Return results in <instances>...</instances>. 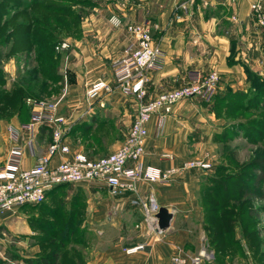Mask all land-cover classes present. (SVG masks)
I'll return each instance as SVG.
<instances>
[{"label":"crops","instance_id":"1","mask_svg":"<svg viewBox=\"0 0 264 264\" xmlns=\"http://www.w3.org/2000/svg\"><path fill=\"white\" fill-rule=\"evenodd\" d=\"M120 1L97 0L81 19L79 36L63 40L70 45L60 51L65 57L68 91L57 112L70 124L66 138L70 153L52 156V167L76 152L97 160L115 152L125 140L138 102L117 89L91 100H86L84 92L98 80L113 83V66L123 58L124 50L134 45L128 26H147L153 42L164 53L162 69L149 76L143 102L182 87L195 74L217 72V92L245 90L246 69L264 76L263 61L254 58V51L262 49L264 33L251 13L253 0H132L125 7ZM30 120V111L0 119V169L13 147L21 149L20 170L32 168L47 155L51 130L41 124L31 132L21 131L20 126ZM224 125V120L200 99L182 100L161 126L157 116L148 121L140 163L165 171L188 160H203L209 169L185 171L168 184L138 181L132 190L120 194H112L98 182L68 186L66 201L83 199L81 227L93 234L86 246L85 264H169L177 250H199L203 241L200 234L196 236L203 224L201 195L206 179L218 164L220 145L214 136ZM12 129L18 130L14 138ZM150 197L172 215L165 233L146 234L142 227L137 228L142 221V204ZM11 215L0 213V224ZM14 220L5 225L28 234L32 241L34 233L26 221ZM139 245L142 250L126 252ZM37 252L36 246L30 247L29 252L22 253L19 264L35 258Z\"/></svg>","mask_w":264,"mask_h":264},{"label":"trees","instance_id":"2","mask_svg":"<svg viewBox=\"0 0 264 264\" xmlns=\"http://www.w3.org/2000/svg\"><path fill=\"white\" fill-rule=\"evenodd\" d=\"M44 1L47 0H27V2L0 0V48H6V55H12L14 58L23 56L27 61L30 60V53L35 51L34 63L37 65L31 79L22 81V86L14 84L11 90L5 89L7 76L0 67V108L8 117L14 115V112L20 116L29 111L26 99L33 93L34 87H38L39 92L44 94L49 84L60 80V76L55 72L59 58L56 54V47L62 40L59 33H71L73 37H78L81 19L88 10L96 6L97 0H58L64 3L79 4L82 12L77 13H70L69 8H52L45 5ZM75 14H77V23L76 27L75 25L72 27L71 17ZM10 23H13L12 27L4 32L5 26ZM14 39H17L16 42H10ZM15 45H17L16 49ZM245 72L247 77L245 90L226 89L223 92L216 90L210 101L203 102V104L210 106V110L216 117L230 121L219 135L214 136V141L226 144L229 139L228 135L232 134V137H236L243 134V137L251 144L262 143L264 148V117L258 116V109L263 108L260 106L264 103V78L249 69ZM36 73L40 74V80L36 79ZM11 99H13L12 104ZM251 113L257 116L246 119V115ZM228 157L226 158L229 160ZM225 168L215 167L213 175L206 179L201 195L204 219L207 213L212 214L214 218L211 221L224 229L229 227L228 216L232 211L230 205H236L238 199H242L245 204L255 198H262L264 150L258 151L239 168ZM68 186L70 185L53 188L40 204L19 208L33 207L44 213V218L40 217L38 220L29 218L27 223L34 233L31 238L33 241H37L35 236L37 229L43 228L46 236L39 241L45 246L52 247L43 255L23 259L25 264H67L66 262L85 264L83 256L75 253L68 256L70 252L66 250L71 245H81L84 242L82 241L84 228L81 227L84 219V202L81 197L66 201L65 190ZM233 192H236L237 197L232 196ZM247 212L249 213L244 210L241 215ZM250 213H253L252 210ZM247 225L254 227L253 222ZM209 227L213 228L214 225L209 224ZM59 230L62 232H58ZM78 230H81L79 234ZM228 235L227 232H218L216 237L224 239L227 246L234 245L237 249L240 248L238 241L230 240ZM251 235H256V231L252 230ZM242 240L244 241L245 237H242ZM219 246L222 247V244H217L215 248Z\"/></svg>","mask_w":264,"mask_h":264},{"label":"built area","instance_id":"3","mask_svg":"<svg viewBox=\"0 0 264 264\" xmlns=\"http://www.w3.org/2000/svg\"><path fill=\"white\" fill-rule=\"evenodd\" d=\"M131 1L121 0L120 6L125 7ZM250 10L256 24L264 33V0H253ZM127 31L132 36L134 45L125 49L123 58L113 66V83L98 80L87 86L84 92L86 99L91 100L100 93L108 94L117 89L138 102L136 115L125 140L115 152L97 160H90L84 154L76 152L52 167V156L70 153L66 143L70 124L58 114L56 105L51 102L26 99L31 120L21 125L20 130L31 132L34 126L44 124L51 130V140L47 155L39 158L27 170L19 169L21 149H11L6 164L0 169V213L40 204L50 190L61 185L98 182L107 186L112 194H120L132 190L134 183L138 181L168 184L175 175L185 171L209 169V164L203 160H188L178 168L162 171L143 167L140 158L144 153L146 124L151 117L157 116L158 125L161 126L178 102L191 98L209 102L218 88L220 76L215 71L202 76L195 74L182 87L163 92L155 99L143 102L146 83L151 73L162 69L164 53L153 42L147 26L131 25L127 27ZM69 47V43L62 42L56 47V51L67 50ZM10 132L13 138L18 134L16 129ZM159 209L160 206L150 197L142 204V221L137 228L142 227L146 234L158 233L156 215ZM142 249L143 246L139 245L127 249L126 252L131 254ZM204 257L202 252L197 256H189L182 250H177L171 256L169 264H200Z\"/></svg>","mask_w":264,"mask_h":264},{"label":"rangeland","instance_id":"4","mask_svg":"<svg viewBox=\"0 0 264 264\" xmlns=\"http://www.w3.org/2000/svg\"><path fill=\"white\" fill-rule=\"evenodd\" d=\"M27 2V0H24ZM45 5H48L52 8H69L70 13L82 12V7L77 3H64L58 0H47L43 2ZM77 14L72 15V27L77 23ZM16 21V19H15ZM13 23L5 26L4 32L12 27ZM61 42L67 38H75L71 33L60 34ZM17 39L11 40L10 42H16ZM59 43V44H60ZM12 44V43H11ZM10 44V45H11ZM58 44V45H59ZM15 45V49H16ZM248 50L245 52L247 54ZM6 48H0V67L5 71L4 73L8 76L5 84V89L11 90L14 84H18L22 86V81H26L31 79V76L34 75V68L37 65L34 63L36 52L32 51L30 53V60L27 61L23 56L13 57L12 55H6ZM56 54L59 55L58 58V66L56 67V75L60 76V80L49 84L44 94L39 92L38 87H34L33 93L29 95V98L44 100L51 102L56 105L59 110L60 106L64 103V99L66 97V93L68 91L67 82L68 78L66 77V71L64 70L65 66V57L64 54L60 51H56ZM248 56V55H247ZM253 56V55H252ZM251 56V57H252ZM254 58L258 61L261 60L264 63V37L262 39V49L261 51H254ZM264 78V76H263ZM36 79L40 80V74L36 73ZM113 92V91H112ZM85 96V95H84ZM86 98V97H85ZM87 100V99H86ZM13 103V99H11V104ZM258 109V116L260 118L264 117V103L261 104ZM15 114V112H14ZM257 116L255 113H251L250 115H246V119L253 118ZM0 119L8 120L9 117L5 116L4 110L0 108ZM226 126L229 122L223 119ZM224 128V127H223ZM253 136V135H252ZM251 137V136H250ZM228 141L226 144H219L220 149L218 151V164L217 166H222L223 168H239L242 164L249 161L258 151H263L262 143L251 144L247 139L243 137V134L239 136L232 137L228 135ZM233 154V157H231ZM229 158V160L226 157ZM206 162V161H205ZM216 167V166H215ZM215 167L213 169H215ZM226 169V168H225ZM214 172V170H213ZM233 197H237L236 192H233ZM48 199L46 200V202ZM236 205H230L232 211H230V215L228 216V228H221L220 225H215L211 219L214 217L212 214L207 213L204 219L203 213V224L202 229H198L196 236L200 234L202 237V244L199 247V250L194 253H188L185 250H182L189 256H197L199 253H204L205 257L202 259L200 264H264V189L262 190V198H255L253 201L249 203L243 204L242 199H238ZM250 209V210H249ZM249 211L247 214L241 215L242 211ZM252 210L253 213H250ZM10 213H15V215H11L8 219H5L4 223L0 224V264H19L21 260V256L29 252V248L32 246L37 247L36 255H43L49 251L50 247L45 246L43 243L39 241L46 236V232L43 228H38L36 232L37 241H31L28 237V234H23L22 232L14 229H10L5 225L11 224L10 221L14 220L17 222L26 221L28 225V219H40L44 218L45 215L40 210H36L33 207H23L21 209H14L12 211H7ZM17 212V213H16ZM15 217H20L15 218ZM22 218V219H21ZM254 223V227H249L248 223ZM233 225H232V224ZM209 224L214 225L213 228L209 227ZM12 226V225H10ZM218 226V227H216ZM13 228V227H12ZM252 230L256 231V235L252 236ZM20 232V233H18ZM58 232H62L59 230ZM81 230H78V234ZM200 232V233H199ZM218 232H227L230 237V240L238 241V245L240 244V248L237 249L236 246L225 245L224 239H217ZM93 234L84 229L83 231V239L84 241L81 245H71L68 250L70 253L68 256L72 254H79L85 258L86 246L84 243H88V241L92 238ZM215 237V239H214ZM242 237H245V240H242ZM222 244V247L215 248L217 244ZM67 258V257H66ZM25 264V262L22 260ZM69 264L68 262H66Z\"/></svg>","mask_w":264,"mask_h":264},{"label":"water","instance_id":"5","mask_svg":"<svg viewBox=\"0 0 264 264\" xmlns=\"http://www.w3.org/2000/svg\"><path fill=\"white\" fill-rule=\"evenodd\" d=\"M156 218L158 220V233H165L170 227L172 215L165 208H160Z\"/></svg>","mask_w":264,"mask_h":264}]
</instances>
